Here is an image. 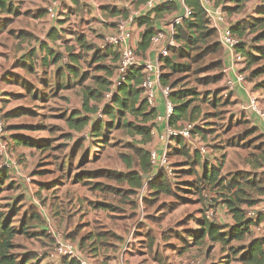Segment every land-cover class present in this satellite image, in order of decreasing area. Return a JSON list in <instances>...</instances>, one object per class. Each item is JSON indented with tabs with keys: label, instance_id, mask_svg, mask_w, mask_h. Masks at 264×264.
<instances>
[{
	"label": "rangeland",
	"instance_id": "rangeland-1",
	"mask_svg": "<svg viewBox=\"0 0 264 264\" xmlns=\"http://www.w3.org/2000/svg\"><path fill=\"white\" fill-rule=\"evenodd\" d=\"M19 1L21 2L18 0L13 2L18 9L17 15L0 12V112L6 118L5 140L10 158V168H6L4 159L0 158V175L4 169L8 171V179L0 182V213L7 218L15 209L17 212L13 213L14 224L19 225L27 217L32 227L34 224L42 223L39 209L43 214H49L50 209L45 204L47 201L56 203L59 199L65 201L68 199L65 193L59 191L52 193L55 186L61 187L75 179H80L81 184L80 188H76L77 192L81 191L83 195H87L89 197L85 198L87 201L96 197L100 198L98 194H95V191H91V188H95L96 185L104 187L107 184H115V182L97 173H111L112 170L120 167L117 153L127 152V157L133 158L134 156L131 147L137 140L122 130L115 129L112 132H105L102 138L111 141L108 144L109 148L93 150L98 141L92 142V137L88 136L90 128L82 131L73 130L68 126L67 120L75 111L81 110L82 94L86 92V89L95 86L94 77L106 78L105 72L98 70V65H112L105 61L93 62L92 59L96 51L104 53L109 48L112 51H118L110 45L109 39L119 36L122 32L121 29L128 32V27L136 22V20L132 21V14L139 9L132 5L130 0H78V5L73 0ZM50 1L60 2L59 19H65V24L62 27L59 25L62 20L51 21L47 16L46 8ZM209 3L210 5L207 7L220 9L228 25L257 17L258 8L264 6V0H244L240 10H237L235 2L229 0L221 1L219 5L210 0ZM113 10H125L128 15L127 17L113 16ZM176 14L177 12L174 16ZM174 16L168 15L162 19L164 27H169V31ZM134 17L136 16L134 15L133 19ZM213 24L214 22L211 21L210 26L213 27ZM55 25L62 29L61 35L59 31V35L56 37V42L47 38L49 30ZM257 33H252L246 38L249 49L253 50V47L257 45H264V42L260 44L252 42ZM79 36L85 37L86 45L84 46H89L88 49L76 41V37ZM40 41L47 42L48 46L61 53L64 56L63 62L70 63V55H77L80 58V62L77 64L79 67L77 76L67 75L66 69H62V75L59 77L58 67H62V63L55 67L52 65L42 66L43 64L40 65L41 54L39 52H37L34 61L30 60L29 64L22 63L27 59L21 56L26 52L28 54L30 51H34L36 49L34 47ZM216 42H220L219 33ZM176 46L178 47L177 43ZM221 46L224 47L222 44ZM139 56L146 60L145 53H139ZM20 57L21 59H19ZM18 59L19 61H17ZM223 59V56H219V52L210 55L201 54L195 63H191V72L175 74L172 81L178 84L176 91H190L193 95L187 99H193L192 106L201 109L198 125L204 131L201 136L202 140H200L208 152L205 157L217 167L221 165L220 160L226 159L223 167H220V177H228L231 173L238 171L247 173V175H255L252 163H249L260 158L264 135L261 130H256V123L251 115L241 109L242 102H247L245 92L240 88L235 92L228 89L225 69L219 67V63ZM36 61L37 63H35ZM240 68L242 69V64ZM262 68H264V60L249 69L246 73V76L249 77L246 79V84L264 106V73L252 75ZM161 70L163 73L162 67ZM84 74L88 76L86 80L82 79ZM111 89L116 90L115 78ZM214 99L216 100L215 105L212 104ZM109 100L106 97L100 106L102 107ZM15 113L19 114L15 115ZM108 119L105 117L104 120ZM131 119L135 120L133 117ZM14 135L29 137L34 142L46 144V146L44 148L18 146L13 142ZM175 146L176 144L169 145L168 151L171 153ZM185 160V158L175 155L168 157L169 166L173 169V174L175 173L177 176L175 179L179 181L178 187L182 185V182L192 179L188 176L189 174L182 173L189 169ZM133 162L134 166L138 165V159H133ZM201 163L203 164V161ZM201 163L198 167L199 170L202 168ZM152 166V176H154L160 171V167L153 164ZM162 170L167 173L164 168ZM173 174L171 175L173 176ZM193 179L196 180V178ZM173 183L175 184L176 180H173ZM107 188L111 189V187ZM177 191L181 193L182 197L188 199L189 192H181L180 189ZM53 195H56L57 198L52 199ZM113 196L101 195L100 198L118 207L114 209L112 206L113 210L111 211L95 210L94 203L85 205L79 210L75 205L70 208L71 204L67 206L66 202H63L64 205L61 204L60 207L61 209L67 208L66 210L71 214L77 210L75 213H79L76 218L79 230L88 231L91 228H98V225L106 222V215L115 217L127 214L129 217V201L125 208V203ZM182 197L179 199V196L159 195L151 202L152 208L144 209L143 213L141 212L144 219L142 217L138 221L136 219L134 222L136 225H132L131 228L135 227L136 232L142 237L152 233L154 231L152 228L155 225L149 218L146 219V215L158 216L160 210L167 211L169 208H176L179 206V202L183 201ZM129 199L127 194V200ZM200 199L202 202L199 204L197 201L190 202L186 208H180L183 213L178 211V217L171 219L181 220L177 225L182 226L197 217L204 219L205 212L209 210L212 213V222L223 226H231L234 223L231 215L226 211L222 195L207 188ZM123 208L127 209V213L121 210ZM58 209L59 207L55 208L53 213H56ZM34 213L40 216V222L31 221L30 217ZM89 214L93 215L92 221L85 218L89 217ZM192 226L190 224L191 228ZM129 227L128 224L127 232ZM52 228L67 238L54 226ZM252 231L245 242L234 241L230 245L213 244L207 241L199 243L200 245L186 242L190 250L186 251L187 255L183 259L179 258L176 253L174 254L178 248H171V254H168V248L165 247L162 254L159 246L157 252L167 257L170 264H242L237 260L239 255L236 256L233 250L245 247L247 241L253 237L264 236V228L255 226ZM36 237L37 234L31 228L29 234L17 238L18 248L16 251L19 255L31 254L36 255L37 258L39 256V262L36 258L34 262L42 264L43 257L34 251V241L37 240L33 239ZM44 237L47 239L48 236L45 234ZM48 239L49 247H51L53 240ZM155 244L156 241L154 246ZM175 245L177 247L178 244ZM145 253L146 256L141 259L150 258L152 264L153 254L150 250L149 254L147 251ZM54 259L49 257V262L46 264L60 263L52 262L51 260Z\"/></svg>",
	"mask_w": 264,
	"mask_h": 264
},
{
	"label": "trees",
	"instance_id": "trees-1",
	"mask_svg": "<svg viewBox=\"0 0 264 264\" xmlns=\"http://www.w3.org/2000/svg\"><path fill=\"white\" fill-rule=\"evenodd\" d=\"M77 5L78 0H73ZM215 4H221L223 0H210ZM233 1L237 5V10L241 9L244 4V0H229ZM9 0H0V9L11 11ZM131 4L137 9L147 4L148 0H130ZM184 4L192 11L191 16L183 18L180 24L174 28V40L178 44V47H171L167 57L160 60L162 64L163 73L161 74L160 84L164 88L170 89L168 99L173 105V112L168 120V125L171 128H178L184 123L194 124L193 134L196 138L202 140V127L198 125L199 117L202 113L198 107H193V99L188 100L189 96L193 94L190 91H176L177 83L173 82V76L178 73H185L192 71L191 63H195L196 59L201 55L216 54L219 52V56H223V60L220 61L219 67H226L225 48L221 46V41L216 42L218 38V32L216 29L210 26L211 20L208 16L207 10L201 0H185ZM176 11H179V6L176 2L163 3L158 5L151 11L145 13L134 20L140 27H145V32L141 37V41L137 47V53H145L152 44V38L158 33L156 22L161 21L165 16L170 15ZM113 16L127 17L128 13L125 10H113ZM154 16V17H153ZM230 26L232 35L239 40L235 49L238 54L241 55L242 69L240 72L246 76V73L253 66L264 60V45L260 43L264 42V6L259 7L257 11V17H251L250 19L238 21ZM257 33V36L252 42L260 44L252 49H249L246 38L252 34ZM58 35L55 29L49 34L50 38L56 39L54 36ZM78 41L85 49L89 46L86 45V39L83 36H79ZM115 48V47H113ZM52 57V61L48 60V56L41 57L40 65L49 66L51 64H57L61 61L63 56L57 54L54 50L49 48H42ZM116 49V48H115ZM111 48L107 49L106 54L96 51L95 62H104L107 59L111 61L110 65H99V70H103L106 74V78L99 76L94 77L95 86L86 89V92L82 94V111H75L67 122L71 129L82 131L86 128H90V135L92 142H97L98 138H102L105 132H112L113 130H122L124 133L138 138L137 142L141 146L150 143L152 138V130L156 127V120L158 112L155 107H152L145 95V90L142 85L145 81V73L143 67H134L126 75L125 81L121 85L116 87V90H112L113 80L116 75V68L119 61V50L110 52ZM117 52V53H115ZM37 50L31 51L28 56L32 59L35 58ZM70 59L78 61L80 58L71 54ZM37 63V61L35 62ZM67 71L71 75L78 74V69L73 65H67ZM166 70V71H164ZM264 73V68L257 70L252 75H258ZM88 78L87 74L82 76L83 80ZM249 78L246 76V79ZM112 93L111 99L108 103L100 106L106 98L107 94ZM216 100L212 101L215 105ZM83 112V113H82ZM102 112V117H98ZM19 113H15L17 115ZM84 114V116H83ZM97 117V118H96ZM108 117V120H104ZM133 117L135 120H132ZM256 130H260L256 126ZM106 141V140H105ZM14 144L24 147H38L44 148L46 144L34 142L29 137L22 135L13 136ZM107 142V141H106ZM176 146L169 152V156L175 155L185 158L188 170L184 171L186 174L196 176V180L189 183L193 188V192L202 196L203 192L207 188H211L214 193L222 195L223 203L226 211L231 215L234 223L231 226H223L218 223H214L207 219L200 221V229L191 232V238L195 244L210 241L213 244L219 243L224 245H230L232 242H245L253 231L256 225H259L263 219L258 223H254L252 220L246 218L245 209L256 206L264 196V145L262 153L259 155L257 161H252L249 164L252 165L255 170V175H247L244 172L231 173L228 177H220L221 168L224 165L226 159L220 160L219 167L210 163L208 158L202 157L198 151H193L191 147L181 138L174 139ZM132 145L134 151L133 158L127 157V168H133V159H138L137 167L143 174H148L152 171V162L150 160L151 153L144 147H136ZM203 161V164L201 163ZM202 165L201 170L198 169ZM221 167V168H220ZM199 170V171H198ZM244 171V170H241ZM138 171H132L127 173L126 176L119 174L118 172L103 173L99 172L108 180H118L127 182L133 186L139 187L142 185V177ZM0 175V182L8 179V171L4 169ZM149 187L159 193H166L173 196L175 192L172 186L168 182L167 176L164 171L155 176V179L149 182ZM107 207V205H102ZM5 218V215L0 213V264H37L34 259L39 262L40 258L36 255H19L17 253L18 245L15 240L19 236H26L29 234L30 220L24 218L19 225H15L13 222L14 216ZM31 221L40 222V216L32 214ZM30 228V229H29ZM52 236V235H51ZM53 239V237H52ZM67 239V238H66ZM68 240V239H67ZM54 246V239L51 248ZM49 248V249H51ZM44 252L48 257V251ZM233 252L237 255L238 261L242 264H264V236L253 237L247 241L245 247L240 248ZM36 256V257H35ZM45 256L42 258H46ZM89 259V258H88ZM90 260V259H89ZM69 261L68 259L65 262ZM71 261V260H70ZM70 264H79L77 261L72 260Z\"/></svg>",
	"mask_w": 264,
	"mask_h": 264
},
{
	"label": "crops",
	"instance_id": "crops-1",
	"mask_svg": "<svg viewBox=\"0 0 264 264\" xmlns=\"http://www.w3.org/2000/svg\"><path fill=\"white\" fill-rule=\"evenodd\" d=\"M13 2L14 0H9L8 2L9 5H12L11 11L8 12L5 9H0V12H3L4 14L7 13L10 15L11 14L17 15L18 9ZM18 2H21V1L18 0ZM177 4L179 6V11H176L177 14L175 16L174 14L176 12L170 14V16H174V18L181 13V9H182V5L179 3ZM59 6H60L59 1H55V2L50 1L48 7L46 8V13H47L48 18L51 21L62 20L60 23L57 22L62 27L63 24H65V19L64 18L59 19V14H60ZM141 9L142 7L139 8V10ZM166 17H168V15L165 16V18ZM156 27H157L158 33L162 32L165 35H167V37H169L172 32V28L169 31L168 29L169 27H166V26L164 27L162 20L156 22ZM54 29H55V32L58 33V35L60 31V35H61L62 29L58 28L55 25L54 27H51V29L49 30L47 34V38L56 42V39L49 37L50 32ZM127 30H128L130 37L128 40L125 41L126 46L129 45L137 49L138 44L141 41V37L145 32V27H140L139 24L135 22L132 26L128 27ZM58 35L55 34L54 37L56 38L58 37ZM23 38L25 39V37ZM76 41H78L77 37H76ZM165 44H167V40H164L163 43L160 45H154L152 43L151 47L145 52L146 60L154 59L152 61H155V59L158 57V52L161 50L162 47H164ZM43 47L52 49L57 54H61L54 48L48 46L47 42L40 41L39 44L36 47H34L36 48L35 50H37V52L41 54L40 58L48 56V60L52 61V57H50L47 54L46 49L45 51H42ZM106 52L104 53L106 54ZM110 52H112V49L110 50ZM26 53L25 55L23 54L21 56V57L24 56L25 59H27L25 61H22V63L29 64V61L30 60L34 61V58L31 59L28 56L29 53L28 54ZM61 56L63 55L61 54ZM21 57L19 59H21ZM225 58L227 60V61L225 60V64H226V67H228L230 63L227 59V52H226ZM19 59L17 61H19ZM63 60H64V56L61 59V61L57 63V64L62 63V67L61 66L58 67L59 73L57 72V74L59 77H61L62 75V69L63 70L66 69L67 75H71L69 71H67V68H66L68 64L70 66L73 65L77 69H79L77 64L80 62V59L77 62L76 61L73 62V60L71 59L70 63L65 62V61L63 62ZM92 61L95 62V58H93ZM105 62L111 63L110 59L109 60L107 59ZM57 64H51V65L52 67H55V65ZM240 65L241 64L235 67L233 73L231 74L232 77H236L235 74L241 73ZM98 70H99V65H98ZM246 88H247L248 93L254 94L249 88V86H247V84H246ZM243 91L248 97L246 90H243ZM152 107H155L157 109L158 117L156 120V127L152 130L153 135H152L151 141L150 143H147V145L145 146H141L140 144H138V142H136L137 143L136 145L137 147L139 146V147H144L148 149L150 153L151 151H156L159 154V156H162L163 152L167 149V146H166V143L160 139V137L165 134L169 125H168V120L166 117V98L163 96V93L159 90V88H158V93H157V96L154 102V106ZM80 111H82V108ZM261 132L264 135V132L262 130ZM136 140H138V138H136ZM110 142H111L110 140L106 142L105 139L98 138L97 146L94 145L95 147L93 148V150L94 149L102 150L103 148L108 149L109 148L108 144H110ZM171 144H174V142H171ZM117 155L119 158L118 161L120 160V167L118 166L116 170H112V168H110L112 171L118 172L119 174H123L124 176H126L127 173H130L132 171L140 172V169L137 166L133 168H127V152H120V153H117L116 156ZM132 166H134V164ZM182 173L185 174L184 171H182ZM152 174H153V171L148 174H143L140 172V175L142 177V185L139 187L133 186L132 184L127 182V179L124 182H120L114 179L113 181L115 182V184H107V186H104V187L96 185L95 188L94 187L91 188V191H95V194H98L100 198H101V195L103 196L114 195L113 197L118 198L119 200L125 203L124 204L125 208H127V201H129V205H128L129 217H127V214L122 215V216H115V217H113L114 215H112V217H107L106 215L105 216L106 222H102L101 225H98V228H93V229L91 228L88 231L79 230V227L77 225L78 221L76 220V218L79 216V213H75L77 212V210H79L81 207H85V205H89V204L91 205V203H94L95 205L94 208H96L95 210L98 209L101 211H111L113 210L112 206H114V209L118 207L115 205H112L108 201L105 202L103 199H100L98 197L92 199L91 201H87L85 199V198H89L87 195H83L81 191L80 192L76 191V188H80V184H81L80 179L78 180L75 179V181L70 182L66 185H62L61 187L55 186L54 188V186H51V188H54L52 193L58 192V191L61 193H65V196L68 197V199L66 201L63 199L62 200L59 199V201L56 203L52 201L50 202L47 201L45 204L48 207V209H50L48 211L49 212L48 215L43 214L42 211H40L41 209H39V213L42 216V223L34 224L32 226V228L34 229V232L37 234V237L33 239V240H37V241H34V244H35L34 251L36 252V254H39L42 257L44 256L46 257L44 252L47 251V249L51 248L49 247L50 243H49L48 238L52 239V236L50 235L48 231L50 227L54 226L56 229H58L63 234H65V236L70 241H72L79 248L81 253L85 257L89 258L93 264H151L150 258L141 259L143 256H146V253H145L146 251H147V254H149V250L153 254L152 264H170V260L167 259V257H164L163 255H160L159 252H157V249L159 246H160L159 248L161 249L162 254H163V250L165 249V247L168 248V254H171V250H172L171 248L173 249L178 248V251H175L174 254L176 253L177 256H179V258L183 259L187 255L186 251L190 250V248L187 247L186 242H193V239L191 238V232L200 229V221L203 220V218L197 217L190 223L189 222L186 224L184 223L182 226L177 225L179 224V222H181V220L175 221V219H171V218L172 217L177 218L178 211L179 212L181 211L183 213V210H180V208L182 207L186 208V206H188L187 204H190V202L197 201L198 204L202 202L200 199V195L195 194V192H193V188L189 185L190 182L195 181L193 178H196V176L188 175L189 177H192V179L182 182L181 183L182 185L178 187L179 181L175 179L177 178L176 174L174 173L172 176L168 173H165L167 176L168 182L170 183L173 191L175 192V194L172 197L179 196V199H181L182 195L180 192L178 193L177 189L182 190L181 192H186V191L189 192L188 194L190 196L189 195H188L189 197L187 196L188 199H186L185 197H182L183 201L179 202V206L176 208H173V209L169 208L167 211L160 210L158 212V216H153L150 214L146 215V219L149 218L155 226L152 228V230H154L152 231V233H148V235H146L145 237H142L140 236L139 233L136 232L135 227L131 228L132 225L133 226L136 225L134 224L135 220L137 219L138 221L141 217L142 219H144L143 217L144 215H141V212L143 213L144 209L149 210L150 208H152L153 206L151 202L155 198H157L159 195L160 196L165 195L166 197L171 196V195H167L166 193H159L155 190H152L149 187V182L155 179V175L152 176ZM173 180H176L175 184L173 183ZM107 187H111V189ZM182 188H185V189H182ZM103 192L110 193V194H104ZM127 194L130 197L129 200H127ZM51 198L55 199L57 198V196L53 195L51 196ZM63 202H66L67 206L71 204L70 208H72L74 205L78 206L77 210H75V212L71 214L70 211L69 213L66 210L67 208L61 209L60 206L61 204L64 205ZM102 205H107V207H102ZM58 207H59L58 211H56V213H53L54 209ZM125 208L121 210L127 213V209ZM92 217L93 215L89 214V217H85V218H87V220L92 221L91 219ZM128 224L130 225V227L127 232ZM190 224L193 225L192 228L190 227ZM261 224L262 226H264L263 221L261 222ZM44 233L46 234V236H48L47 239L44 237L45 235ZM127 233H128V236H127ZM21 237L23 236H19L17 238H21ZM17 238L15 240L16 244H17ZM155 241H156V244L154 246ZM206 241L210 242L207 239ZM175 244H178L177 247ZM216 244H219V243H216ZM195 245H200V244H195ZM65 260L67 259L60 260V259L55 258L54 260H51V261L54 263L58 261L60 262L59 264H70L69 263L71 262L70 260L67 262H65ZM47 262H49L48 257L42 259V264H46Z\"/></svg>",
	"mask_w": 264,
	"mask_h": 264
},
{
	"label": "built area",
	"instance_id": "built-area-1",
	"mask_svg": "<svg viewBox=\"0 0 264 264\" xmlns=\"http://www.w3.org/2000/svg\"><path fill=\"white\" fill-rule=\"evenodd\" d=\"M185 0H148L147 4L142 7L141 10H138L132 14V21L145 13L151 11L158 5L169 2H176L182 5L181 13L177 15L172 24V32L169 37L164 33L160 32L152 38V43L154 45H160L164 40H167V44L161 48L158 52V58L155 61L152 60H143L137 53L136 48L125 44V41L129 39L130 35L126 30H122L119 36L109 39L111 46L119 50V61L116 68V87L121 85L125 81L127 73L134 67H143L145 73V81L142 85L145 90V95L148 99V102L151 106H154V102L159 90L163 93V96L166 98V117L167 120L172 115L173 105L168 99L170 94L169 88H164L160 84V78L162 74L160 60L169 55V50L171 47H177L174 40V28L176 25L180 24L183 18L189 17L192 14L190 8L184 4ZM205 6L210 20L214 22L213 27L219 33L221 44L224 46L225 51L227 52V59L230 63L228 67H225V73L227 75V85L228 89L232 92H235L236 89L240 88L246 90L247 92V102L241 104V109L251 115L252 119L256 125L264 132V106L259 102L258 98L251 93H248L246 88V76L242 73L235 74L236 77H232L235 67L239 64H242L243 59L240 54L236 52V45L239 43V40L235 38L230 30V26L225 22V16L221 13L220 9H211L207 7L210 5L209 0H201ZM134 17L133 19V16ZM107 99H111L112 93L107 94ZM98 117H102V112L99 113ZM195 125L191 123H184L178 128H171L168 126L165 134L160 137L166 143L167 149L163 152L162 156L156 151H151V162L155 166L160 167V174L164 168L168 174H173V169L169 166V151L168 146L171 145V142L174 139H183L194 151H198L202 157L205 158L207 155V150L205 145L201 142L199 138H196L193 134V129ZM6 118L0 112V158L4 159L6 163V168H10L9 163V148L5 140L6 130ZM170 148V147H169ZM155 175V176H156ZM246 218L252 220L254 223H258L261 219H264V196L262 200L254 207L245 209ZM212 213L207 210L205 212V218L211 221ZM263 221V220H262ZM264 222V221H263ZM260 228H263L262 224L256 225ZM260 230V229H259ZM49 233L54 239V246L48 251V258L56 259H68L77 261L79 264H93L87 257H85L79 248L64 236L58 233L52 227L49 228Z\"/></svg>",
	"mask_w": 264,
	"mask_h": 264
}]
</instances>
